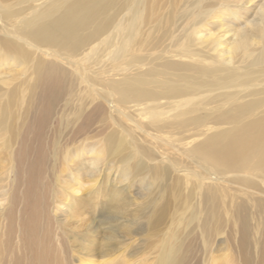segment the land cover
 <instances>
[{
	"label": "bare ground",
	"instance_id": "1",
	"mask_svg": "<svg viewBox=\"0 0 264 264\" xmlns=\"http://www.w3.org/2000/svg\"><path fill=\"white\" fill-rule=\"evenodd\" d=\"M238 1L0 0V65L13 73L0 83L13 177L0 264H63L95 236L70 229L78 209L118 203L142 176L154 214L192 195L199 227L224 219L242 264H264V3L243 27L211 31ZM186 250L175 241L165 264Z\"/></svg>",
	"mask_w": 264,
	"mask_h": 264
},
{
	"label": "rangeland",
	"instance_id": "2",
	"mask_svg": "<svg viewBox=\"0 0 264 264\" xmlns=\"http://www.w3.org/2000/svg\"><path fill=\"white\" fill-rule=\"evenodd\" d=\"M250 1L240 0L230 4V9L235 12L236 16L228 15L219 19L217 15L218 18H216L211 31L222 33L228 28L235 31L243 27L245 21L255 19L264 0ZM222 23H224L223 27L220 26ZM229 36L230 34L227 33L225 44H228ZM0 63H4V61H0ZM7 67L8 64L0 65V69L3 71L0 83L9 81L10 75H13L10 71L12 69ZM0 86L1 90L7 85L0 84ZM65 115L66 113L63 115V119H65ZM51 123L52 129H60L57 120L54 119ZM48 133L52 135V133ZM6 167V158L0 152V188L13 179L11 173L8 179L5 177ZM116 185L120 186L121 184ZM151 185V178L142 176L141 180H137L129 190L124 192V196L120 197L122 200H118V203L104 205L95 211L85 209L84 213H80L83 209L79 208L76 213L79 215L69 222L70 229L82 234L88 230L87 228L94 226L96 228L95 236L84 239L83 244L75 243L74 246H71L63 264H165L164 250L179 240L187 249L183 254L182 264L243 263L238 234L226 226L227 222L224 219L216 220L215 226L209 229L199 227L192 195L187 197L182 205L170 203L164 211L154 214L148 204V197L152 198L151 189H148ZM73 194L80 195V193ZM59 207L61 208V206ZM85 207L88 208L87 203ZM65 217L63 216V218ZM108 227L113 229L112 232L109 231L111 235L105 231ZM234 233H236L235 237ZM91 242L95 245L94 247H91ZM53 246L55 249L58 247L56 244ZM53 246L52 250L56 255L55 262H58L59 255ZM86 246L92 251L86 249Z\"/></svg>",
	"mask_w": 264,
	"mask_h": 264
}]
</instances>
